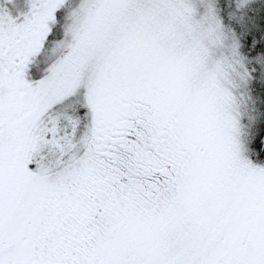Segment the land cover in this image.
Here are the masks:
<instances>
[{
	"label": "snow or ice",
	"instance_id": "snow-or-ice-1",
	"mask_svg": "<svg viewBox=\"0 0 264 264\" xmlns=\"http://www.w3.org/2000/svg\"><path fill=\"white\" fill-rule=\"evenodd\" d=\"M0 264H264V0H0Z\"/></svg>",
	"mask_w": 264,
	"mask_h": 264
}]
</instances>
